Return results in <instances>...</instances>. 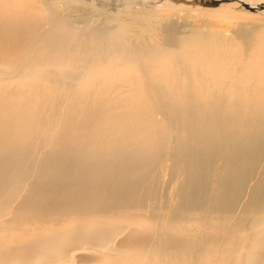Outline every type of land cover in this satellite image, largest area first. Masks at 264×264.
Returning a JSON list of instances; mask_svg holds the SVG:
<instances>
[{"label": "bare ground", "instance_id": "bare-ground-1", "mask_svg": "<svg viewBox=\"0 0 264 264\" xmlns=\"http://www.w3.org/2000/svg\"><path fill=\"white\" fill-rule=\"evenodd\" d=\"M245 2L0 0V264H264Z\"/></svg>", "mask_w": 264, "mask_h": 264}, {"label": "rangeland", "instance_id": "rangeland-1", "mask_svg": "<svg viewBox=\"0 0 264 264\" xmlns=\"http://www.w3.org/2000/svg\"><path fill=\"white\" fill-rule=\"evenodd\" d=\"M209 1H211V0H209ZM232 1V0H231ZM217 3V2H216ZM244 5V7H246V8H248V9H250L251 11H255V12H257V13H259L260 12V8L259 7H261L262 9H264V3L262 4H259V5H251V4H247L246 2L243 4ZM256 17H258V15L256 16Z\"/></svg>", "mask_w": 264, "mask_h": 264}]
</instances>
